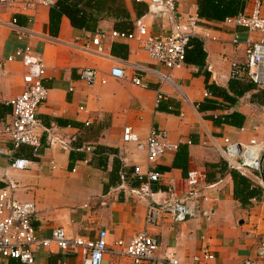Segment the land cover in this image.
Instances as JSON below:
<instances>
[{"label":"crops","instance_id":"obj_1","mask_svg":"<svg viewBox=\"0 0 264 264\" xmlns=\"http://www.w3.org/2000/svg\"><path fill=\"white\" fill-rule=\"evenodd\" d=\"M57 1L15 0L0 6V132L10 118L9 101L23 91L25 73L19 59L8 62L7 57L28 43L46 66L47 97L37 111L35 130L41 143L38 153L28 146L12 149L0 134V148L8 152L0 154V188L16 183L15 197L35 204L36 235L49 238L56 227H62L69 239L94 240L104 230L108 249L118 240L128 243L144 230L148 203H162L170 193L181 197L188 173L197 172L199 193L187 201L186 219L174 223L161 213L156 224L147 228L158 241V256L171 251L181 264H192V257L205 249L210 258L198 264H264V155L260 172L237 171L227 166L217 148L224 138L242 144L264 139V102L254 99L259 89L230 78L231 62L243 61L249 44L264 39V33L199 17L197 0H171L175 18L182 20L192 38L185 64L169 72L137 40L109 36L112 31H135L137 20L151 35H167L172 23L150 12L148 0H80L87 29L72 27L65 15L50 18ZM240 1L239 13H247L255 0ZM19 31H27L26 37L19 39ZM97 33L104 34L103 56L96 55L90 44ZM204 34L213 39L203 40ZM234 36L238 45L232 43ZM114 66L124 70V78L110 76ZM84 68L98 72L93 86L79 79ZM168 73L170 82L161 78ZM134 75L144 87L131 83ZM232 83L238 85L237 91H244L241 96L230 89ZM208 85L221 88L236 101L228 104L210 94ZM232 114L242 117L240 125L220 121ZM125 126L142 141L151 129L165 130L167 142L176 146L153 165L160 179L150 183L151 197L132 192L139 185L134 168H147L145 152L122 141ZM88 145L93 147L91 152L78 150ZM12 158L28 160L29 166L12 169ZM234 175L243 177L248 191L254 193L246 202L234 196ZM10 263L19 264H0ZM33 264H82V259L79 253L52 245L36 252ZM103 264L133 263L106 253Z\"/></svg>","mask_w":264,"mask_h":264},{"label":"built area","instance_id":"obj_2","mask_svg":"<svg viewBox=\"0 0 264 264\" xmlns=\"http://www.w3.org/2000/svg\"><path fill=\"white\" fill-rule=\"evenodd\" d=\"M15 0H0V6H7ZM149 11L158 12L163 15L172 25L164 37L151 35L147 32L141 20L134 24L135 31H112L110 37L115 40H137L147 55L169 72L181 68L185 64V50L188 46L190 32L180 19L174 16V7L171 0H148ZM30 4H26L28 7ZM224 23L235 28H242L248 32L263 35L264 16L262 13L261 0H255L251 10L247 13H238L235 16L227 17ZM194 27L192 20L188 23ZM12 25L16 26V19H12ZM27 33V31H25ZM25 32H17L18 38L26 37ZM104 34L97 33L91 40L93 51L96 55H104V46L101 39ZM213 39L207 34L201 37ZM234 45H238L237 37L232 39ZM19 59L25 68L22 77L23 91L9 101L11 113L9 120L4 123L1 135L5 136L12 145V149L21 146H28L34 154L38 153L41 147L39 137L35 130L39 126L37 111L45 102L47 89L43 85L46 66L42 58L34 52L30 44L25 43L18 47L12 56L7 57L11 62ZM110 76L117 79L125 77L124 70L114 66L110 70ZM170 73L162 74L164 81L170 82ZM230 78L239 82H248L258 89H264V39L259 38L249 44L245 51L243 61H232ZM79 79L88 86H93L99 75L95 69L84 68L79 71ZM133 85L144 87L137 75L130 78ZM105 83L104 79H100ZM158 96L157 99H160ZM88 123H86L87 125ZM122 141L133 143L137 149L145 152L146 170L135 167L133 175L137 178L139 185L132 192L136 195L151 197L150 183L157 182L160 174L154 170L153 165L157 159L166 152L176 149L175 145L167 142L165 130L151 129L144 141L130 126L122 129ZM221 157L227 166L237 171H251L258 173L262 169V157L264 155V139H252L246 144L231 142L224 138L223 146L217 147ZM79 151L91 152L93 147H81ZM8 152L0 148V154ZM13 159V158H12ZM29 161L24 159H13L10 163L12 169L23 170L29 166ZM54 168V167H53ZM197 172H189L186 177V188L181 197L170 193L162 203H148L144 220V230L137 233L128 243L118 240L108 249L106 243V231H98L94 240L81 238L69 239L62 227H56L49 238H40L32 225L36 206L31 201L18 200L14 192L18 185L9 182L6 187L0 188V263L2 261H15L19 264H33L35 254L39 250L48 249L54 245L58 249L68 253H79L82 264H103L106 253L126 257L133 264H181L175 253L169 251L158 256V241L148 234L147 228L154 226L161 213L166 214L174 223H181L188 215L187 201L195 198L198 191ZM210 258L207 250L202 249L198 255L192 257V264H198ZM259 264V263H251Z\"/></svg>","mask_w":264,"mask_h":264},{"label":"trees","instance_id":"obj_3","mask_svg":"<svg viewBox=\"0 0 264 264\" xmlns=\"http://www.w3.org/2000/svg\"><path fill=\"white\" fill-rule=\"evenodd\" d=\"M79 5L80 0H58L50 10V18L52 17L58 20L62 15H65L69 19L72 27L87 29L89 28V26L83 16V10L80 9ZM197 6L198 16L208 20H224L227 17L235 16L242 10V3L240 0H197ZM51 28L52 26L50 23V33H53V30ZM191 38L192 37L189 38V42L191 41ZM195 43L197 44V42ZM186 50L185 57L187 55ZM196 51L197 55L203 58L204 55L202 50L196 48ZM198 64L200 66L203 65L201 61L198 62ZM248 87L252 88V86ZM236 88H238V85H236L235 83H232L230 85V89H232L234 94L239 97L243 94L244 91H237ZM207 89L210 94L221 97L228 104H233L236 101L235 97H231L221 88L215 87L213 85H208ZM254 99H256L257 101L263 100L264 102V89H259V92L254 96ZM220 121L227 124L240 125L242 117L237 114L226 115L222 116V119H220ZM253 194L248 191L247 181L241 176H239V178L237 179L236 175H234V196L244 202V199H246L247 196L251 197Z\"/></svg>","mask_w":264,"mask_h":264}]
</instances>
